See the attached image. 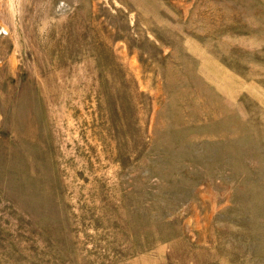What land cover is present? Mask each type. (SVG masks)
I'll list each match as a JSON object with an SVG mask.
<instances>
[{
    "label": "rangeland",
    "instance_id": "obj_1",
    "mask_svg": "<svg viewBox=\"0 0 264 264\" xmlns=\"http://www.w3.org/2000/svg\"><path fill=\"white\" fill-rule=\"evenodd\" d=\"M0 264H264V0H0Z\"/></svg>",
    "mask_w": 264,
    "mask_h": 264
}]
</instances>
